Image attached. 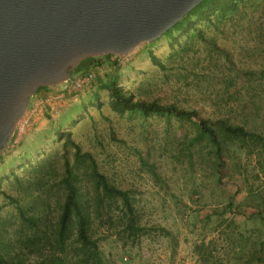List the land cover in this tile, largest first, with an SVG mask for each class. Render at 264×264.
Listing matches in <instances>:
<instances>
[{
    "label": "rangeland",
    "instance_id": "obj_1",
    "mask_svg": "<svg viewBox=\"0 0 264 264\" xmlns=\"http://www.w3.org/2000/svg\"><path fill=\"white\" fill-rule=\"evenodd\" d=\"M249 2L233 21L214 16L198 23L202 34L192 30L173 44L164 34L130 54L103 61L95 67L93 82L77 94L46 101L53 91L39 90L16 142L0 154L1 189L8 194L0 191V238L15 237L21 223L18 205L36 199L38 176L32 167L51 158L59 173L65 157L74 161L73 146L58 135L62 131L94 155L111 183L130 192L145 227L135 240L119 235V208L113 210L112 223L98 220L99 245L108 264H247L262 235L257 211L264 216V159L231 145L217 174L208 147L197 145L190 158L186 137L194 133L191 122L119 113L104 84L116 74L135 99L227 115L221 78L228 64L222 48L228 47L242 67H258L264 60V0ZM150 51L164 68L153 62ZM234 192L236 216L222 212ZM42 200L33 202L36 211L55 215L56 198L47 204Z\"/></svg>",
    "mask_w": 264,
    "mask_h": 264
},
{
    "label": "trees",
    "instance_id": "obj_2",
    "mask_svg": "<svg viewBox=\"0 0 264 264\" xmlns=\"http://www.w3.org/2000/svg\"><path fill=\"white\" fill-rule=\"evenodd\" d=\"M248 3L249 0H204L165 35L171 36L173 44L192 30L202 34L198 23L209 22L214 16L221 20L227 18V22L233 21L244 14ZM222 53L228 64L227 75L221 78L224 92L227 93V115L214 117L203 114L197 108L187 109L175 103L135 99L119 84L116 74L104 84L109 91L110 105L119 113L128 111L132 114L137 111L145 118L152 114H163L168 118L174 116L180 121L191 122L194 133L186 137L190 158L197 145L208 147L217 174L221 173L224 164V150L231 145L264 159V60L258 67H242L235 62L228 47H223ZM150 57L159 67H165L153 51H150ZM91 61L85 60L83 67L89 69ZM57 132L59 137L64 136L66 142L73 146L74 161L65 157L59 173L55 171L51 158L32 167L38 176L34 183L38 190L36 199L45 198L41 202L47 204L51 197H55L57 213L54 215L42 209L36 211V199L34 203L18 205L21 223L13 239L0 238V264H108L100 249L97 221L112 223L114 208L121 210L116 217L120 226L117 231L119 235L126 234L135 240L145 232L130 192L111 183L100 170L94 155L82 150L70 132ZM86 177L87 188L84 186ZM0 191L8 196L1 189V183ZM237 195L238 192L230 195L222 212L236 216ZM257 214L261 219L262 235L257 239L258 246L246 259L247 264L252 261L264 264V216L261 211H257Z\"/></svg>",
    "mask_w": 264,
    "mask_h": 264
},
{
    "label": "water",
    "instance_id": "obj_3",
    "mask_svg": "<svg viewBox=\"0 0 264 264\" xmlns=\"http://www.w3.org/2000/svg\"><path fill=\"white\" fill-rule=\"evenodd\" d=\"M203 1L0 0V154L39 90L65 91L108 57L157 40Z\"/></svg>",
    "mask_w": 264,
    "mask_h": 264
},
{
    "label": "built area",
    "instance_id": "obj_4",
    "mask_svg": "<svg viewBox=\"0 0 264 264\" xmlns=\"http://www.w3.org/2000/svg\"><path fill=\"white\" fill-rule=\"evenodd\" d=\"M95 78V71L88 72L77 76L71 83V85L62 92H53L48 94L46 101H55L64 98L66 95L77 94L79 90H82L89 86Z\"/></svg>",
    "mask_w": 264,
    "mask_h": 264
},
{
    "label": "crops",
    "instance_id": "obj_5",
    "mask_svg": "<svg viewBox=\"0 0 264 264\" xmlns=\"http://www.w3.org/2000/svg\"><path fill=\"white\" fill-rule=\"evenodd\" d=\"M44 90H47V89H44Z\"/></svg>",
    "mask_w": 264,
    "mask_h": 264
}]
</instances>
